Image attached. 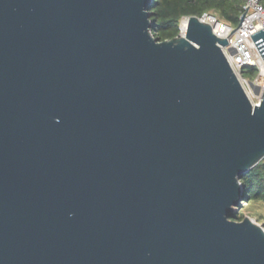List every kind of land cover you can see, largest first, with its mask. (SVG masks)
<instances>
[{"label": "water", "instance_id": "95a60500", "mask_svg": "<svg viewBox=\"0 0 264 264\" xmlns=\"http://www.w3.org/2000/svg\"><path fill=\"white\" fill-rule=\"evenodd\" d=\"M151 2L0 0V264H264V226L230 219L264 88L196 16L157 41Z\"/></svg>", "mask_w": 264, "mask_h": 264}, {"label": "trees", "instance_id": "16d2710c", "mask_svg": "<svg viewBox=\"0 0 264 264\" xmlns=\"http://www.w3.org/2000/svg\"><path fill=\"white\" fill-rule=\"evenodd\" d=\"M244 2L245 0H152L149 8L152 24L150 32L157 41L173 39L179 35L180 25L185 17L200 18L204 13H213L220 21L236 26ZM260 2L264 7V0ZM257 72V67L247 66L243 68L242 76L253 80ZM240 182L243 185L241 205L251 201L264 203V159L244 174ZM230 219L241 220L237 219L235 212Z\"/></svg>", "mask_w": 264, "mask_h": 264}, {"label": "built area", "instance_id": "2783aa9c", "mask_svg": "<svg viewBox=\"0 0 264 264\" xmlns=\"http://www.w3.org/2000/svg\"><path fill=\"white\" fill-rule=\"evenodd\" d=\"M199 19L209 24L218 38L227 39L228 44L220 48L252 106H259L264 88V59L251 35L264 29V7L260 0H245L236 26L220 21L213 13H204ZM247 66L258 69L253 80L242 76V70ZM255 88H259L258 94Z\"/></svg>", "mask_w": 264, "mask_h": 264}, {"label": "rangeland", "instance_id": "374dc122", "mask_svg": "<svg viewBox=\"0 0 264 264\" xmlns=\"http://www.w3.org/2000/svg\"><path fill=\"white\" fill-rule=\"evenodd\" d=\"M234 212L236 213L237 219L243 220L245 217H251L258 225H263L264 223V203L262 202L251 201L245 203Z\"/></svg>", "mask_w": 264, "mask_h": 264}, {"label": "bare ground", "instance_id": "6f19581e", "mask_svg": "<svg viewBox=\"0 0 264 264\" xmlns=\"http://www.w3.org/2000/svg\"><path fill=\"white\" fill-rule=\"evenodd\" d=\"M185 27H186V20L184 19V20L181 22L182 35H183L184 32H185Z\"/></svg>", "mask_w": 264, "mask_h": 264}]
</instances>
